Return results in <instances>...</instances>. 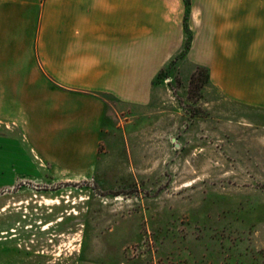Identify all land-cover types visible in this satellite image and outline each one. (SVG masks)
Listing matches in <instances>:
<instances>
[{
    "label": "rangeland",
    "instance_id": "374dc122",
    "mask_svg": "<svg viewBox=\"0 0 264 264\" xmlns=\"http://www.w3.org/2000/svg\"><path fill=\"white\" fill-rule=\"evenodd\" d=\"M153 84L143 109L104 97L92 179L0 186V264H264V107L183 53Z\"/></svg>",
    "mask_w": 264,
    "mask_h": 264
},
{
    "label": "crops",
    "instance_id": "0c3cea01",
    "mask_svg": "<svg viewBox=\"0 0 264 264\" xmlns=\"http://www.w3.org/2000/svg\"><path fill=\"white\" fill-rule=\"evenodd\" d=\"M0 0V177L89 181L106 101L146 108L180 53L228 101L264 107V0ZM187 47L184 50V43Z\"/></svg>",
    "mask_w": 264,
    "mask_h": 264
},
{
    "label": "trees",
    "instance_id": "16d2710c",
    "mask_svg": "<svg viewBox=\"0 0 264 264\" xmlns=\"http://www.w3.org/2000/svg\"><path fill=\"white\" fill-rule=\"evenodd\" d=\"M183 2H184V5H187V1L186 0H183ZM186 47H187V42L186 43H184V50L186 49Z\"/></svg>",
    "mask_w": 264,
    "mask_h": 264
}]
</instances>
